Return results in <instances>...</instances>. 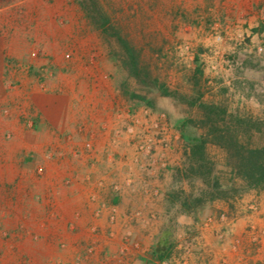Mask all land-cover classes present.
Instances as JSON below:
<instances>
[{"label": "rangeland", "instance_id": "rangeland-1", "mask_svg": "<svg viewBox=\"0 0 264 264\" xmlns=\"http://www.w3.org/2000/svg\"><path fill=\"white\" fill-rule=\"evenodd\" d=\"M0 17L10 34L24 32L29 46L24 58L9 62L8 77L20 80L16 88L29 100L47 94L70 100L75 112L58 128L39 117L27 132L6 133L8 142L46 145L24 148L15 159L18 168H33L41 179L46 161L59 168L69 188L75 184L71 163L102 167L91 200L100 201L94 216L108 228L98 223L89 229V259L106 255L109 246L99 247L101 236L113 242L118 225L128 230L107 264H148L140 260L144 256L162 264L179 253L184 237L199 234L197 225L219 221L232 227L241 216L264 218V191L256 190L208 201L191 213L183 208L186 198L196 200L207 190L208 181L233 176V141L223 136L246 147L264 143V0H0ZM101 17L108 20L107 35L98 26ZM164 88L185 101L163 96ZM194 136L207 142L211 178L191 171ZM22 182L19 175L10 190L19 191ZM131 190L142 194L143 204L122 212ZM6 201L15 205L17 198L1 205ZM215 205L218 214L205 217ZM48 210L50 219L60 221L54 201ZM145 225L157 232L155 245L150 255L132 262L144 245L129 228ZM249 225L254 250L264 248V229L253 219ZM167 244L174 245L169 258L154 255Z\"/></svg>", "mask_w": 264, "mask_h": 264}, {"label": "crops", "instance_id": "crops-1", "mask_svg": "<svg viewBox=\"0 0 264 264\" xmlns=\"http://www.w3.org/2000/svg\"><path fill=\"white\" fill-rule=\"evenodd\" d=\"M4 23L0 17V261L10 264H22L24 261L30 264H107L121 248L128 229L118 225V237L111 243L104 235L101 236L99 247L108 250L109 246L106 255L100 253L92 259L86 255L88 245L94 241L89 229L98 223L104 231L108 228L104 219L98 220L94 216L100 201L91 200L92 194L98 190L95 179L102 176V167L86 161L83 164L71 163L68 173L75 179V184L64 188L63 177L54 165L42 161L48 170L39 179L35 169L20 170L16 164L15 159L23 154L24 148L27 151L34 148L42 150L46 146L44 143L32 142L24 146L20 141L12 143L5 139L8 132L18 135L27 132L39 117L47 119L52 128H58L63 117L73 116L75 112L70 100L47 94L35 95L30 101L26 93L16 88L20 80L8 77L9 62L20 61L30 51L24 32L10 34ZM90 174L92 180L88 182ZM19 175L23 177L22 186L19 191H11L9 187ZM127 193L131 195L123 198L122 212L143 204L141 193L139 195L133 190ZM107 196L106 192L99 197ZM7 197L17 198L15 205L8 201L1 205ZM51 201L58 205L61 216L58 222L48 216ZM217 210L216 205L207 207L204 215L218 214ZM252 219L258 224L259 231L264 229V218L254 216H241L232 227L219 221L207 228L197 225L199 234L184 237L178 245L179 253L174 254L171 262L162 264H264V248L254 250L253 232L248 230ZM72 225L76 232L71 230ZM152 227L129 228L144 245L143 251L133 252L132 262L145 253L151 254L157 237ZM144 257L140 260L156 264L150 256Z\"/></svg>", "mask_w": 264, "mask_h": 264}, {"label": "trees", "instance_id": "trees-1", "mask_svg": "<svg viewBox=\"0 0 264 264\" xmlns=\"http://www.w3.org/2000/svg\"><path fill=\"white\" fill-rule=\"evenodd\" d=\"M82 6L86 10L85 4L82 3ZM99 28L102 30L103 34L107 35L109 29H107L108 20L104 17L97 19ZM126 44L125 42H123ZM130 57L132 62L137 67V57L133 54L132 50H129ZM198 74H202L201 71L197 70ZM162 95L166 97H171L178 101L184 102L185 99H182L178 93L171 92L169 89H162ZM192 106L196 104V101L189 102ZM224 131H222L223 133ZM216 134L215 131H213ZM221 133V132H220ZM226 142H232V148L234 149V154L231 156L236 160L234 162L228 163V167L231 169L233 176L228 179V181L223 182L221 178L208 181L207 190L203 191L200 197L196 200H193V197H188L183 203V208L185 213L194 212L198 206L205 205L208 201L216 200H227L231 193L236 195L245 193L247 191L256 190L264 191V143L254 147H246L239 145L232 138H229L227 141V136L222 137ZM207 142L203 137H193L190 139V159L194 164L191 167L192 172H202L203 175H210L212 177V170H214V164L210 163L207 159L206 154ZM238 180H240L243 185L238 187ZM195 201L197 205H191V202ZM174 245L167 244L165 247H160L155 252V256L160 259H167L170 257Z\"/></svg>", "mask_w": 264, "mask_h": 264}]
</instances>
